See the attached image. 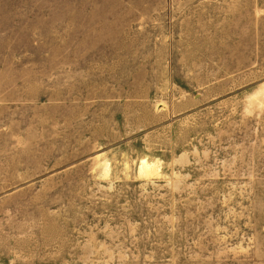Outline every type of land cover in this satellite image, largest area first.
Returning a JSON list of instances; mask_svg holds the SVG:
<instances>
[{
	"label": "rangeland",
	"instance_id": "374dc122",
	"mask_svg": "<svg viewBox=\"0 0 264 264\" xmlns=\"http://www.w3.org/2000/svg\"><path fill=\"white\" fill-rule=\"evenodd\" d=\"M0 264H264V0H0Z\"/></svg>",
	"mask_w": 264,
	"mask_h": 264
}]
</instances>
